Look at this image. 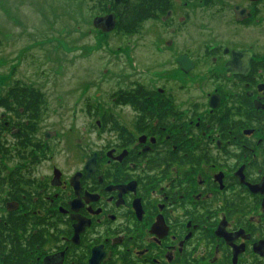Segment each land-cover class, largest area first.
I'll list each match as a JSON object with an SVG mask.
<instances>
[{"label":"flooded vegetation","instance_id":"obj_1","mask_svg":"<svg viewBox=\"0 0 264 264\" xmlns=\"http://www.w3.org/2000/svg\"><path fill=\"white\" fill-rule=\"evenodd\" d=\"M235 1H162L121 37L131 70L78 97L72 152L47 95L0 78V264H264V0ZM216 7L229 27L190 25Z\"/></svg>","mask_w":264,"mask_h":264},{"label":"rangeland","instance_id":"obj_2","mask_svg":"<svg viewBox=\"0 0 264 264\" xmlns=\"http://www.w3.org/2000/svg\"><path fill=\"white\" fill-rule=\"evenodd\" d=\"M224 1L230 12L237 3ZM177 11L179 18L185 16L179 7ZM216 11L217 7L205 20L196 12L190 25L216 32L229 27ZM98 17L102 16L90 9L88 0H0V78L4 82L14 71L18 79L47 95L51 106L62 112L61 136L70 145L65 150L71 148V152L75 151L73 139L83 136L86 121L79 112L78 97L82 101L101 95L99 99L108 102V82L118 80L133 65L126 40L95 29ZM160 26L149 25L147 38ZM259 29L254 31H263ZM260 37L264 41V34Z\"/></svg>","mask_w":264,"mask_h":264},{"label":"trees","instance_id":"obj_3","mask_svg":"<svg viewBox=\"0 0 264 264\" xmlns=\"http://www.w3.org/2000/svg\"><path fill=\"white\" fill-rule=\"evenodd\" d=\"M90 9L103 16L113 15L116 18V35L126 37L135 33L142 24L159 18L164 14L158 11L156 5H162L166 0H88ZM163 9V8H161ZM158 11V12H157ZM1 45V44H0ZM35 92L34 89L31 90Z\"/></svg>","mask_w":264,"mask_h":264},{"label":"water","instance_id":"obj_4","mask_svg":"<svg viewBox=\"0 0 264 264\" xmlns=\"http://www.w3.org/2000/svg\"><path fill=\"white\" fill-rule=\"evenodd\" d=\"M116 2L119 3L121 0H116ZM93 25L95 28L100 29L103 33L107 34L116 29V18L113 15L96 18Z\"/></svg>","mask_w":264,"mask_h":264}]
</instances>
